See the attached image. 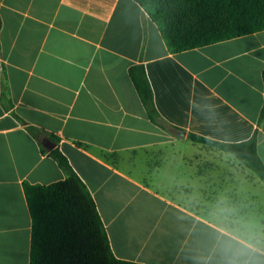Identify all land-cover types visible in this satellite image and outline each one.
<instances>
[{"label": "crops", "instance_id": "1", "mask_svg": "<svg viewBox=\"0 0 264 264\" xmlns=\"http://www.w3.org/2000/svg\"><path fill=\"white\" fill-rule=\"evenodd\" d=\"M136 65L166 129L149 120L134 89ZM3 74L11 104L0 101V264L30 261L23 183L66 179L17 118L54 138L117 259L264 264V202L251 192L264 191V181L186 137L239 144L256 131L264 163V31L172 54L134 0H0V94ZM202 202H228L227 217L256 216L262 227L217 225L222 217L202 215ZM184 220L193 228L177 224Z\"/></svg>", "mask_w": 264, "mask_h": 264}, {"label": "trees", "instance_id": "2", "mask_svg": "<svg viewBox=\"0 0 264 264\" xmlns=\"http://www.w3.org/2000/svg\"><path fill=\"white\" fill-rule=\"evenodd\" d=\"M156 24L172 54L264 31V0H134ZM129 77L151 122L159 121L144 67L129 68ZM0 101L8 104L5 75L2 76ZM5 107V105H4ZM264 119L262 106L259 122ZM24 125L38 141L43 152L57 163L66 179L52 184L23 183L31 218L29 264H138L117 259L111 250L104 224L85 184L66 157L55 147V140L36 127ZM187 139L222 150L264 181V163L256 152L257 132L239 144L217 143L188 134ZM54 147L46 150L44 142Z\"/></svg>", "mask_w": 264, "mask_h": 264}, {"label": "rangeland", "instance_id": "3", "mask_svg": "<svg viewBox=\"0 0 264 264\" xmlns=\"http://www.w3.org/2000/svg\"><path fill=\"white\" fill-rule=\"evenodd\" d=\"M208 147H211V146H208ZM155 152L156 151L146 152L144 154L135 153V155H133L131 159H144L145 160L147 156H149V155L152 156ZM251 192H254L256 195H258V197H260L259 198L260 202H264V191L258 190V189H251ZM256 202H258V201H256ZM227 203L228 202H202V208L205 212L202 215H207L209 218H214V219H218V217H216L215 215L221 216L222 221H219L217 223L215 222V223L217 225L222 226V227L236 226V228H238V229L246 228L245 230H251V231H257L262 227V224L259 221V218L256 216H252L248 220H244L245 217H243L242 215L236 216L234 214L232 217H227L226 211L230 210V208L228 209L226 207ZM191 207H195L196 210H198V211L201 210V209H199L200 208L199 202H197V204L193 203V205ZM242 209H243L242 205L234 206V208H232V210H234V212H236L237 210H242ZM228 218H230V219H228ZM177 224L181 225L185 230L186 229L188 230L192 227V224L190 221L184 220V221L179 222ZM195 229L196 230H202L204 232L211 230L209 227L205 226L202 223H197Z\"/></svg>", "mask_w": 264, "mask_h": 264}, {"label": "water", "instance_id": "4", "mask_svg": "<svg viewBox=\"0 0 264 264\" xmlns=\"http://www.w3.org/2000/svg\"><path fill=\"white\" fill-rule=\"evenodd\" d=\"M43 145L47 150H52L54 147V145L49 141H45Z\"/></svg>", "mask_w": 264, "mask_h": 264}]
</instances>
